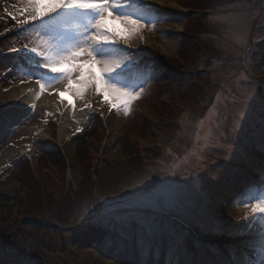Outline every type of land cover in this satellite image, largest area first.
Here are the masks:
<instances>
[{
    "label": "rangeland",
    "instance_id": "1",
    "mask_svg": "<svg viewBox=\"0 0 264 264\" xmlns=\"http://www.w3.org/2000/svg\"><path fill=\"white\" fill-rule=\"evenodd\" d=\"M146 1L168 18L138 34L146 37L147 51H127L135 62L118 79L129 88L143 84L145 89L128 115L122 108L103 115L88 107V99L82 110L69 115L46 107L35 114L10 110L14 87L22 80L35 83V78L24 75L29 70L20 56L7 50L25 43L39 46V38L34 31L5 39L0 35V50L8 53L0 58V264H140L141 241L149 251V264H166L163 253L166 261L192 259L197 264H260L264 259V233L258 222L248 227L254 218L246 203L247 197L261 195L264 184L258 107L238 142L244 145L242 154L225 157L219 147L203 157L193 155L195 126L200 119L215 118L214 99L222 84L237 100L243 93L264 97V0H216L218 6L212 3L205 11L182 8L189 0ZM26 7V0H0V33L13 31L12 15L22 18L20 11ZM197 17L205 35L194 32ZM181 25L183 30L178 29ZM193 38L201 45L212 43L220 58L217 53L201 55L193 62L191 52H185ZM158 61L179 80L165 82ZM201 71L216 85L215 94L209 93L194 110L189 83ZM229 103L227 109L220 108L219 135L225 139L240 112L239 105ZM78 120V127L67 131ZM142 129L143 137L138 135ZM225 139L219 143L224 145ZM48 157L60 158L62 170L44 163ZM24 169L39 178L45 194L60 193L48 210L30 203L31 188L21 179ZM252 170L260 172L257 184L252 183ZM96 209L109 214L112 227H87L105 229L106 240L74 244L75 230L81 227L78 216ZM142 225H151V230ZM235 240L244 247L241 252L220 242Z\"/></svg>",
    "mask_w": 264,
    "mask_h": 264
},
{
    "label": "snow or ice",
    "instance_id": "2",
    "mask_svg": "<svg viewBox=\"0 0 264 264\" xmlns=\"http://www.w3.org/2000/svg\"><path fill=\"white\" fill-rule=\"evenodd\" d=\"M26 5L20 11L22 18L18 19L15 15L11 18L16 21L18 34L34 31L43 46L30 47L25 43L20 48L13 46L7 51L17 53L18 56L23 54L24 58L29 59V63H34V70L26 71L24 75L29 79L35 78V83L39 85L36 98L39 99V95L46 88L63 79L66 80V85L58 95L63 100L68 94L67 102L73 108L75 99H83L85 92L94 88L109 104L110 110L122 108L124 114L128 115L133 102L141 98L145 89L143 84L138 89L129 88L118 79L135 62L131 54L120 45L123 43L131 47L130 41L142 29L154 28L156 23L165 22L168 17L162 14V10L154 8L146 0H26ZM248 6L245 3L244 7ZM243 39L246 40V33ZM30 54L39 59L32 61ZM146 82L147 79L144 83ZM225 89L226 83L221 85V92L216 97L218 110L215 118L211 121L200 119L195 126L197 131L194 136L193 155L203 157L207 150L219 147L224 148L225 157L236 151L242 154L244 145L238 142L246 133V125L252 120L257 107L259 117L255 123L260 136L257 147L264 151V97L258 99L255 92L243 93L237 100L231 90L226 92ZM229 101L232 105H239L240 112L234 118L235 122L229 132L230 138L225 139L219 135L220 108L227 109L230 106ZM31 107L34 109L35 105ZM77 131L81 129L78 128ZM224 131L229 130L225 128ZM221 139H225L224 145L219 143ZM247 143L249 141L245 139L244 144ZM261 175L264 179V172ZM261 189L260 196H249L246 203L251 205V216L254 218L248 227L252 228L258 222L261 232L264 233V184H261ZM257 217L258 221L255 219ZM77 223L81 228L89 225H98L105 229L112 227L109 214L101 209L80 214ZM142 227L147 231L152 226ZM140 247V264H149V251L143 241L140 242ZM261 255L264 256V247L261 248ZM152 264L157 262L153 260ZM166 264H197V261L169 259ZM260 264H264V259Z\"/></svg>",
    "mask_w": 264,
    "mask_h": 264
},
{
    "label": "trees",
    "instance_id": "3",
    "mask_svg": "<svg viewBox=\"0 0 264 264\" xmlns=\"http://www.w3.org/2000/svg\"><path fill=\"white\" fill-rule=\"evenodd\" d=\"M214 4L216 6H218V2H216V0H189V3L184 5L186 8L189 9H194V10H208L211 4ZM200 19L197 17L196 20H194V24L196 26V32L199 35H205V31L202 27H200L198 24L200 23ZM190 23V22H189ZM201 28V32L198 31V28ZM204 32V33H203ZM203 33V34H202ZM264 48V46H263ZM188 51L191 52V54L188 53ZM185 52L189 55H192L190 59H192L193 62H197L199 61L198 58H200L201 55H207L210 57V55H214L217 53V56H219V52L216 51L213 47L209 46L208 44H200V40L198 38H193V42L192 43H188V47L186 48ZM198 53V55H196ZM200 53V55H199ZM196 55V56H195ZM159 65L157 67V69L163 70L164 71V76L163 78H165V82H171L174 81L176 82V75L175 73L172 72L171 68L166 67L162 61H158L157 62ZM198 83H202L204 85L199 86ZM190 84V90L188 93V96H191V103L192 106L191 108H193L194 110H198V104H200L202 101H207L209 97V93L213 92L214 87L209 83V78L205 77V76H200L197 75L194 80L192 82L189 83ZM212 99H210L209 101H212ZM215 100V99H214ZM190 102V99H189ZM165 109V108H164ZM163 109V110H164ZM159 117H161V115H158ZM146 124V121L145 123ZM142 129V132L138 133L139 136L143 137L145 135V130ZM133 149V148H131ZM163 149H161L162 152ZM133 151H135V149H133ZM161 155V153H160ZM47 160L44 161V163H46V161H48L47 163H52L55 167L60 168V170H62L63 166V162L61 161L60 158H56V157H52V158H46ZM27 169V168H25ZM22 172L23 174H21V179L23 180V182L26 186V188H31L30 189V195L28 196V198H30V203H32L34 205V207H40V209H49V206H53V202L51 201V199L53 198H58V196L60 197V193H56V191L51 192L54 194H57L58 196H52V194H45V192H47L46 189H42L41 186L43 185V183H40L39 178L38 177H34L32 173H30L29 170H25ZM44 179H47L46 177L43 176ZM46 181V180H45ZM63 183V180H62ZM46 196V197H42V196ZM62 197V196H61ZM45 199L47 202L44 203V205H42V201H40V199ZM34 200V201H31ZM74 209V208H73ZM61 221H63L62 219H60ZM88 228L90 227H84V228H77L75 230V234L73 235L74 237V244H87V245H92L94 243H100L102 241H104V239L106 238V230L103 229L102 231L99 230H89ZM97 241V242H95Z\"/></svg>",
    "mask_w": 264,
    "mask_h": 264
},
{
    "label": "bare ground",
    "instance_id": "4",
    "mask_svg": "<svg viewBox=\"0 0 264 264\" xmlns=\"http://www.w3.org/2000/svg\"><path fill=\"white\" fill-rule=\"evenodd\" d=\"M150 3L154 8H159L155 6L152 2ZM180 10V12H184V9H182L180 6H177ZM183 25L179 26V30H183ZM140 39V43L137 42V40ZM131 47L126 44H121L120 47L123 49H126L127 51H147L148 50V45H147V40L146 37H142L140 35H137L136 37L132 38L130 41ZM37 45L43 46V42L39 39L37 41ZM119 55V54H118ZM115 75V74H114ZM120 78V77H118ZM66 85V80H59L58 82H55L52 84L50 88H46V90L39 95L40 99L39 102L37 103L35 97L39 93V85L34 83V81H29L27 83H20L17 84L14 87V90L12 92V97L14 98V105L11 107L10 110L12 111H19L21 113H30V114H35L39 108L40 110L43 107L51 109L54 113H62L69 115V113H73L76 111L82 110L81 107L84 105V99H88L89 103H95V110L103 115H105L106 111L110 109L109 104L102 99L101 101L98 100V98L101 96L97 94L94 90V88H89L85 94L83 99H75V108H73L71 105L68 104V94H66L65 98L62 100L60 96L58 95V92L63 91ZM29 89H32V91H29ZM13 100V99H12ZM79 100V101H78ZM80 104V105H79ZM32 105H35L34 109L31 107ZM41 117V114H40ZM32 120V119H31ZM26 122L22 123V126H24ZM30 122V120H29ZM73 124L68 130H73L79 125V120L78 121H72ZM85 132L84 134H86ZM83 134V135H84ZM53 135H55V132H53ZM1 160V158H0Z\"/></svg>",
    "mask_w": 264,
    "mask_h": 264
}]
</instances>
